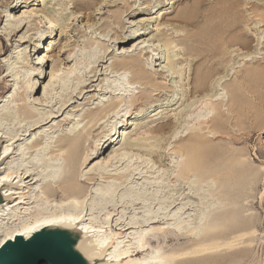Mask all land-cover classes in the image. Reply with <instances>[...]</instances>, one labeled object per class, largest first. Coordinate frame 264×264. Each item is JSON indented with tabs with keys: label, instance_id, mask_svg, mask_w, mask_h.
<instances>
[{
	"label": "rangeland",
	"instance_id": "rangeland-1",
	"mask_svg": "<svg viewBox=\"0 0 264 264\" xmlns=\"http://www.w3.org/2000/svg\"><path fill=\"white\" fill-rule=\"evenodd\" d=\"M11 1L0 0V47L6 45V34L10 31L15 33L10 50L0 55V129L11 128V131L20 126L23 115L17 109V104L21 102L12 101L10 96L13 95L15 99L12 93L19 87L18 91L27 94L22 84L36 73L28 68L36 67L33 62L38 54L48 52L50 58L43 67H36L37 73L42 74L34 78L38 83L31 93L33 98L41 97L43 85H47L52 77V69L58 70V77L52 79L53 85L49 88L50 94H47L49 102L31 104L40 115L49 111L51 104L53 110H57L63 100L76 94L83 85L78 84V78H91L93 73H89L90 70L103 59L106 62L100 63L101 66L97 68V74L103 73L96 75L98 81L84 88L85 94L80 95L82 99L73 96L75 103L62 117L54 120L58 126L50 128V123L45 127L47 133L42 132L52 145L59 135L68 133L84 113L95 111L107 100L120 98L116 94L104 93L106 89L126 86L122 106L116 112H106L108 120L92 131L88 142L99 139L102 143L104 133L107 136L106 131L110 127L117 130L129 120L133 125L124 124L119 129V138L124 130L128 134L126 142L139 139L140 145L143 144L125 150L128 153L125 159L128 160L117 169V173L120 172L123 177L112 184L99 183L95 187V197L93 195L88 204L96 205L101 219L107 212V205L118 208V211H112L113 219L117 217L116 212L142 219L145 209L156 211L157 208L166 211V214L170 211L169 225H175V220L181 217L180 220L185 222L179 224L177 232L165 234V239L170 235L174 238L163 243V249L167 252L190 251L195 246L186 237L188 230L193 228L198 232L199 221L213 222L221 227L219 231L222 235L216 238L219 243L213 240L218 247L213 254L195 258H207L205 264H264V156L260 155L264 152V0H234L226 8H222L223 0H85L89 1L87 8L78 7L76 0H45L44 6L41 0H33L27 7L15 10ZM25 8L41 10L39 14L42 16L32 21L28 28L16 32L14 24L18 25V17ZM42 11L55 16L58 22L52 23L50 28L51 23L43 19ZM121 29L124 32L127 30L126 34L133 31L141 33L137 37L145 39L144 45L147 47L142 51L138 48L130 58L138 57L154 77L156 86L159 85L158 90H155L157 87L144 90L148 97L142 100L141 105L131 109L130 117L126 115L129 97L141 91L144 85L127 83L134 74L131 69H120L121 66L113 69L110 66L112 61L123 55L119 52L137 38L123 39L125 33L119 32ZM20 36L28 40L35 38L37 42H19ZM167 38L173 42L170 49L163 46V40ZM239 39L243 41L237 43ZM37 46L41 49L36 52L34 49ZM52 59L55 60L54 68ZM71 68H76L75 74L69 71ZM16 72L21 75L16 77L18 80L14 76ZM5 73L9 76H5ZM198 77L202 78L203 83L196 91L193 81ZM163 82L169 84L167 88L162 87L165 85ZM136 85H139L137 89L134 88ZM175 91L179 93L178 96L183 92L191 96L187 102L173 105L167 101ZM204 95L212 103L220 102L222 105L219 114L222 126L214 129L215 133H208L207 139L215 152L213 157L218 153L223 154L225 157L222 155L220 159L224 162L217 158L213 160L211 169L219 167L213 170L210 177H176L171 165L177 157L170 153L175 140L188 132V126L194 123L192 121L197 123L196 114L209 125L212 119L218 117L216 112H209L206 106L197 110L192 118L183 116L185 112L195 109L197 101ZM64 116L68 117L67 122H62ZM27 121L20 124L26 125ZM33 136L37 137L38 134ZM33 136L27 139L31 140ZM117 136L116 131L112 136L113 143L98 155L106 153L115 144L122 148L129 146L126 143L124 146L123 140H115ZM5 141L6 138L2 137L0 154L8 158L16 150V144L9 143L13 150L6 152L2 149ZM18 141L24 146L21 137ZM33 157L38 159L36 155ZM156 160L158 162L153 166ZM28 161L25 164H29ZM222 163L226 168H220ZM6 197L7 201L13 199L10 192L6 193ZM133 208L136 210L133 211ZM242 232L244 236L240 237ZM63 233L70 238L68 233ZM184 261L186 259H181L177 264H185L182 263Z\"/></svg>",
	"mask_w": 264,
	"mask_h": 264
},
{
	"label": "bare ground",
	"instance_id": "bare-ground-1",
	"mask_svg": "<svg viewBox=\"0 0 264 264\" xmlns=\"http://www.w3.org/2000/svg\"><path fill=\"white\" fill-rule=\"evenodd\" d=\"M31 1L33 0H12L10 4H12V9L15 10L22 6L27 7L26 5H29ZM41 1L44 6L45 0ZM233 1L234 0H223L221 2L223 4L222 8L228 7ZM75 3L78 7L87 8L89 6V1L85 0H76ZM40 12L41 10L35 8H25L22 10V13L18 17V25L14 24L18 28L14 26V30L19 32L24 27L28 28L32 21L34 22L36 18L42 16L39 14ZM42 12L44 13L43 19L45 18L51 23L49 25L51 28L53 26L52 23L54 24L57 21L56 17L44 11ZM176 16L178 17L179 14ZM10 32L6 34V45L0 47V55L8 52L12 46V40H15L13 38L15 33ZM119 32L126 34L127 30L124 32L121 29ZM125 34L123 39H130L141 35L140 32L137 33L136 31ZM24 37L25 36H20V39H18L19 42L29 41L30 44L37 42V39L35 38H30L28 40ZM170 40L171 39L168 38L163 40V46L167 47V49H170L169 46L173 44ZM242 41V39H239L237 43ZM144 42L145 39L140 40L137 37L133 44L130 46L128 45V48L122 49L119 52V54H123L121 55V58H116L110 65L113 69L117 66H121L120 69H131L133 71V77L127 81L129 85H135L137 83L140 84V86L144 85L143 89L137 92L138 96L137 94L130 95L128 105L126 106V113H128L126 114L127 117L131 116V109H135L136 106L141 105L142 100L148 97L144 90H147L148 87L150 89V87L159 86H156L154 77H152L147 69L140 63L141 61H139L138 57L134 56L130 58V55L138 50V48L142 51L147 47V45H144ZM39 49L41 48L37 46L34 50L37 52ZM47 53L48 52L38 54L33 65L36 67L40 65L43 67L46 65L50 58V55ZM125 57L130 59H125ZM54 61L55 60L53 59L51 61L52 68H54ZM103 62L105 63L106 61L103 59L100 60L99 63L96 66H93L90 70L89 73H93V75L90 76L92 79L87 78L81 80V78H78V84L82 83L83 85L80 86L76 94H71L72 96L69 99L63 100L57 110H53L54 106L51 104L49 111L40 115L31 106L32 103L40 102L43 104L45 102V104H47L46 102H49L47 101V94L51 91L49 88L55 80L54 78L58 77L57 69H52L53 71L51 70L52 73H50L52 74V77H50L47 85H43L41 97L33 98L31 95L38 83V81L34 79L35 76L42 74V72L37 73V68L32 66L28 69L33 70L36 73H34L33 77L27 78L24 81V85L22 84L27 94L18 91L20 87H17L18 89L15 88V93H12L15 94V99L13 98V95L10 94L12 101L21 102L17 104V109L21 112L23 118L19 121L20 126L16 130L13 129L10 131L11 128H7L8 130L0 129V137L6 138L2 147L3 151L8 152L11 149L13 150V148L8 146L9 143L10 145L16 144V150L12 155L10 154L8 158H6L7 155L2 157L0 154V170L2 168V171L0 172V264H14L15 261L22 257L21 254L25 253L29 247H36L34 245L36 240L33 238L34 234L44 230L68 233L73 241L68 242L67 247L73 254L79 256L81 264H177L181 259H186V261L182 262L185 264H197L198 262H203V264H205L204 262H206L207 258L195 257L204 254H213V252H215L214 249H217L218 245L216 242L219 240H216V238L222 235L219 231L221 230V227L213 222L199 221L198 224L200 230L198 232L193 228L188 230L186 237H188L189 240L191 239L192 241H190V243L193 242L195 246H193L194 248L190 251L167 252L163 249L162 245L165 241L170 242L174 238L170 235L165 239V234H173L174 232H177L179 224L185 222V220H180L181 217H178V219L175 220V225H169L168 221L171 220V216H169L170 211L166 214V211L163 212L160 211L161 209L157 208L156 211H145V209L143 211L144 214L142 215V219H138L134 215L125 216L122 212H116L115 216L117 217L113 219L114 215H112V211H118V208H113L111 205H107V212L101 219L97 214V211L99 210L96 211V205L92 206L88 204L89 200L97 190H95V187L99 185V183L104 184L110 182L112 184L115 180L123 177V174L120 172L117 173V169L128 160L125 159L126 156L128 158V153L125 152V150L130 148V146L139 147L143 144L140 145L141 141L139 139H137L139 143L138 141L126 142L125 138L127 133H125L124 130H122L121 138H119V129H121L124 124L125 126L133 125V122L129 120L124 124L122 123L117 130L110 127L106 131L108 135L106 136V133H104L102 143L99 142V139L93 140L92 143L88 142L92 131L100 127L98 126L99 124L103 125V123H106L108 120L105 115L106 112H108V110L116 112L117 109L122 106L124 102V98L122 97L127 91L126 86L124 87L122 85L123 88L121 89L119 86L111 87L112 90L106 89L104 93L116 94L120 96V98L114 101L107 100L101 105V107H96L95 111L92 110L84 113L82 118L73 124L70 131L64 135H59L56 140L53 141L54 143L52 142V145L49 138L47 139V136L45 137V127L50 123H52L50 128L52 126H58V123H54V120L62 117L63 114L66 113V110L75 103V101L72 100L73 96L82 99L83 96L80 97V95L85 92L84 88L93 86L92 83L98 81L99 78L98 76L96 77V75H102L103 73L97 74V68L99 65L101 66L100 63ZM75 70L76 68H71L69 71L75 74ZM7 73H5V76H9ZM14 76L16 78L21 75L16 72L14 73ZM52 79L54 80L52 81ZM202 83L203 81L201 77L195 78L193 81V88L198 91ZM162 84H165L162 86L163 88H167V85H169L167 82H163ZM138 86L136 85L134 88L137 89ZM155 90H158V87ZM77 94H79V96ZM178 94L177 91L171 93L170 99H168L167 102L171 104L174 103L173 105H175L178 102H187L191 96L184 92L179 96ZM197 104H195L197 105L195 109L193 108L192 111L185 112L183 116L192 118L197 110H201L202 106H206L209 108V112H216L218 117L212 119L210 123L211 125H209L200 120V116L196 114L197 123L192 121L194 123H192L190 127L188 126V132L183 136H179L175 140L176 143L171 147L170 153L175 154L177 157L176 161L171 165L174 167V171H172L176 177H182L185 179L190 175L210 177L213 174V170L215 169L216 171L219 167L215 166L217 169H211L213 166L211 165L213 160L215 158L218 160L224 156L223 154L222 156L218 153L213 157L212 154H215V152H213L210 145H208V135L210 132L212 133L214 129H218L222 126V120L219 115L222 105H220V102L212 103L206 95H204L201 100L197 101ZM26 119L28 120L27 124L21 125L20 122L25 121ZM61 120L62 122H67L68 117L64 116ZM84 120H86V122ZM82 121L85 123L81 127H78ZM0 126L2 127L1 122ZM76 128L79 129L74 131ZM3 130L4 132L1 133ZM43 131H45L44 134L42 133ZM116 131L118 132V136L115 140H123L122 143H124V146L125 143L129 146H127V148H122L121 145L118 146L115 144L111 146L106 153L98 155L101 150L109 148L110 144L113 143L112 136ZM213 133H215V131ZM33 135H36L37 137H34ZM29 136H33L30 137L31 140L27 139ZM20 137L24 141V146H21V142L18 141ZM174 137H176V135H174ZM27 140H30L28 141L29 143H26ZM150 153L154 152H149V154ZM34 155L38 156L37 160L33 157ZM260 155L264 156V152H261ZM18 157H20V159L17 160ZM255 157H257V154ZM27 159L30 160L28 161L30 165L25 164ZM156 162L158 161L156 160L155 163H153V166H156ZM221 162H224V160ZM225 163L220 164V168L225 167ZM150 167H152V165ZM156 168L159 169L160 165ZM139 177L141 176L139 175ZM1 188H3V190H1ZM7 192H10V195L13 197L10 201H7ZM135 210L136 209L133 208V211ZM139 213L140 211L136 214ZM172 217H174V215H172ZM48 221H54L55 223H48ZM36 225H39V227H35ZM33 228L35 229L34 231L26 234V229ZM19 236L23 238V241L16 239ZM239 236H244L243 232ZM214 239L216 240V242L214 241L215 243H213ZM30 240H33L32 243L24 244ZM11 242H14V244H11ZM42 243V246H44L49 252L57 249L51 240ZM8 248H13V250H9ZM52 264L61 263L57 260L53 261Z\"/></svg>",
	"mask_w": 264,
	"mask_h": 264
},
{
	"label": "water",
	"instance_id": "water-1",
	"mask_svg": "<svg viewBox=\"0 0 264 264\" xmlns=\"http://www.w3.org/2000/svg\"><path fill=\"white\" fill-rule=\"evenodd\" d=\"M36 247H29V249L22 253L21 256L14 264H52L53 261H59L61 264H81L79 256L73 254L67 247V243L71 242V239L67 237L63 232H53L44 230L42 232H37L34 234ZM32 238V239H33ZM17 240L23 241L20 236L16 238ZM51 240L57 249L49 252L42 246V242ZM33 240L25 242L24 244L32 243ZM41 243V244H40ZM14 244V242H11ZM27 244V245H28ZM13 250V248H8ZM7 249V250H8ZM33 249V250H32ZM16 250V249H15Z\"/></svg>",
	"mask_w": 264,
	"mask_h": 264
},
{
	"label": "snow or ice",
	"instance_id": "snow-or-ice-1",
	"mask_svg": "<svg viewBox=\"0 0 264 264\" xmlns=\"http://www.w3.org/2000/svg\"><path fill=\"white\" fill-rule=\"evenodd\" d=\"M48 223H55L54 221H48ZM35 227H39V225H36ZM35 229H26V234L31 233L32 231H34Z\"/></svg>",
	"mask_w": 264,
	"mask_h": 264
}]
</instances>
